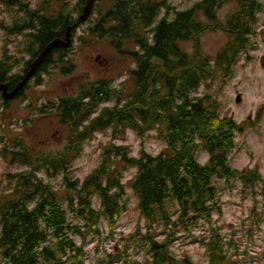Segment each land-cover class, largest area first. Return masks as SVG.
I'll use <instances>...</instances> for the list:
<instances>
[{"label": "trees", "instance_id": "trees-1", "mask_svg": "<svg viewBox=\"0 0 264 264\" xmlns=\"http://www.w3.org/2000/svg\"><path fill=\"white\" fill-rule=\"evenodd\" d=\"M232 1L238 4V12L226 23L220 22L216 5L220 8ZM85 2L40 0L31 7L24 0H0L1 6L18 14L12 24L0 19V28L8 36L23 38L19 51L29 58L18 61L9 55L7 41L0 54V84L14 88L22 72L51 41L66 37ZM146 8L140 0L117 1L100 15L102 28L93 22L86 31L108 38L117 49L127 43L134 48L125 51L133 61L127 77L133 82L130 93L125 92L126 82L119 86L100 80L81 87L75 97L40 108L69 129L68 146L54 152L37 155L22 138L7 141L0 136V155L10 156L11 163L21 168L9 175V184L0 196V264H85L91 237L99 242L115 237L128 190L138 200L139 222L121 250L98 248V254L106 252L101 258L104 264H138L133 253L143 254L149 264H196L191 257L176 256L173 246L182 234H191L202 224L208 225L199 237L207 263L230 261L226 247L233 242L225 240L222 229L213 225L214 213L223 214L217 183L240 181L245 194L255 195L264 185V177L258 168L238 170L231 165L237 136L247 126L222 115L218 99L197 94L217 74L231 75L241 54L252 45V26L263 3L202 0L176 13L173 21L158 20L159 13ZM113 20L119 29L115 33L106 28ZM144 23L150 29L148 36L140 31ZM84 25L73 30L71 47ZM216 30L228 33L229 40L210 56L202 48L201 36ZM186 42L192 43L191 52L182 47ZM52 59L50 55L38 72L42 68L47 72L54 64ZM61 62L59 58L56 63ZM66 64L70 67H63L64 73L75 66L72 61ZM14 67L21 70L13 71ZM262 113L264 105L258 116ZM108 131L110 140L101 149L99 166L83 181L73 178V163L82 156L85 145ZM129 131L140 137L156 132L166 148L158 154L142 149L134 156L128 146L117 142ZM200 154L207 155L205 163L199 160ZM131 170H135L133 177L125 181ZM58 178L62 180L60 192L52 183ZM76 219L85 221L84 225L74 224ZM261 221L257 217L256 222Z\"/></svg>", "mask_w": 264, "mask_h": 264}, {"label": "rangeland", "instance_id": "rangeland-1", "mask_svg": "<svg viewBox=\"0 0 264 264\" xmlns=\"http://www.w3.org/2000/svg\"><path fill=\"white\" fill-rule=\"evenodd\" d=\"M24 1L34 7L40 0ZM199 1L202 0H176V3L179 11H185ZM261 1L263 9L257 14V21L252 26L251 47H247V50L241 54L229 77L224 71L217 74L208 86L200 88L197 96L211 95L218 99L222 104V115L230 116L238 123L247 126L244 134L237 136V148L231 157V165L238 170L258 168L264 177V113L258 116V110L264 105V0ZM107 2L101 0L100 5L105 7ZM237 11L236 4L229 3L218 8L216 12L218 20L226 23L229 16ZM17 15L15 10H8L0 5L2 21L12 24ZM201 18L206 21L203 16ZM91 25L92 23L85 24L78 29L73 48L64 56L68 60L60 58L62 62L56 63L59 58L55 56L54 64L48 66L47 72L40 76L39 81L31 82L21 98L5 109L0 118V136H4L7 141L22 138L31 152L37 155L61 149L56 139L66 136L68 132L61 127L58 118L52 113L42 114L44 115L42 117L38 111L40 108L61 98L75 97L81 86L87 87L98 79L113 80L115 85L119 86L126 82L125 92L126 94L131 92L133 82L127 77L133 61L123 52L134 48L127 43L121 47V52H114L108 38L86 33ZM22 40L23 38L16 35L8 36L0 28V54H3L2 50L8 41L9 55L16 57L18 61L23 57L29 60L19 51L23 49L20 45ZM228 40V33L220 30L210 31L201 36V45L206 54L215 56ZM181 45L186 51H192L191 42ZM97 57H99V62L96 60ZM67 61H72L75 66L70 72L64 73L63 67L68 69L70 67L66 64ZM105 61L108 64L102 67L100 63ZM20 70L17 67L16 72ZM238 95L241 96L239 103L236 102ZM54 134L55 138L52 137ZM44 140H49L50 145L41 144ZM109 140L110 132H101L85 145L82 156L73 163L71 172L73 178L83 181L99 166L101 149ZM117 142L128 146L134 156H139L142 149L158 154L166 148L156 132L140 137L129 131ZM199 160L205 163L207 155L200 154ZM20 171V166L11 163L10 156L0 155V196L9 184V175ZM134 173L135 170L128 172L125 181L131 179ZM61 182L60 178L52 182L59 192L63 190ZM217 187L223 214L214 213L213 225L222 229L225 240L233 242L232 245L226 247L230 257L228 264H264V185L257 189L255 195L250 192L245 194L242 191L241 182L236 180L230 183L220 181ZM137 202V198L128 190L126 210L115 230V237L104 242L91 237L86 247L85 264H104L101 258L106 255V252L98 254V248L100 251L106 250L107 252L121 250L125 238L135 231L139 222ZM95 206L98 207L97 201H95ZM255 211L258 215H255ZM257 217L262 219L260 223L256 222ZM73 223L83 226L85 221L76 219ZM104 225H106L105 221ZM207 229L208 225L202 224L193 233L182 234L173 246L174 254L178 257H191L196 264H208L204 246L201 245L199 239ZM133 254L138 264H149L143 254Z\"/></svg>", "mask_w": 264, "mask_h": 264}, {"label": "flooded vegetation", "instance_id": "flooded-vegetation-1", "mask_svg": "<svg viewBox=\"0 0 264 264\" xmlns=\"http://www.w3.org/2000/svg\"><path fill=\"white\" fill-rule=\"evenodd\" d=\"M100 1L101 0H96V2H95V4H94V7H93V10H92V12H91V15L88 17V19H87V21H86V23L85 24H90V23H93V22H95V24H96V26L98 27V28H102V24H101V19H100V15H102V14H105L106 13V11L107 10H109L117 1H121V0H106V1H108L107 2V5L105 6V7H102V5H100ZM139 0H134V2L136 3V2H138ZM140 1H142L145 5H147V8H146V11H149L150 9H153V12L154 13H159V19L158 20H166V21H173L174 19H175V17H176V13H178V12H180L179 11V6L177 5V3H176V0H140ZM229 3H235L236 4V6H237V8H238V4L236 3V2H234V1H232V2H229ZM229 3H226V4H229ZM225 5V4H224ZM224 5H222V6H224ZM221 6V7H222ZM218 5H216V7H215V11H217L218 10ZM220 7V8H221ZM239 9V8H238ZM145 10V9H144ZM238 12V11H237ZM216 15H217V12H216ZM218 17V16H217ZM110 23H112L110 26H109V24ZM109 24H108V26L106 27L107 28V30H110V29H113V31H112V33H115L116 31H119V29H117L118 28V23H117V21L116 20H113V21H111ZM131 26V25H130ZM129 26V27H130ZM106 28H104L103 27V30H105ZM132 29L133 30H136V31H138L139 29H138V27L137 26H132ZM140 31H141V33H142V35H144V36H148V33H149V31H150V29L147 27V25L144 23L143 25H142V27L140 28ZM61 39V38H60ZM112 47L114 48V52H121V50L120 49H117L118 47L117 46H113L112 45ZM117 47V48H116ZM119 47H120V45H119ZM73 48V46L71 47H69L68 49H56V51H58V50H62L61 52H59V53H55V51H53V53L51 54V56L53 57V59H52V61H54L55 59H54V57L56 56L57 58H64L65 60H68V59H66L67 57H64L65 55H67V53L71 50V49ZM3 51V50H2ZM124 53V52H123ZM125 55H127L126 54V52L124 53ZM37 58V57H36ZM35 58V59H36ZM35 59H33L32 61H34ZM98 59H99V57H97L96 58V60H97V62H99L98 61ZM32 61H31V63H32ZM31 63H30V65H31ZM107 64H108V62L107 61H105L104 63L102 62V63H100V65L102 66V67H106L107 66ZM30 65H29V67H30ZM16 69H17V67H14V69H13V71H16ZM29 69V68H28ZM28 69L25 71V72H22V78L25 76V74L27 73V71H28ZM47 69V68H46ZM46 72V70L44 71L43 70V68H42V70H40V72H37V74L35 75V77L28 83V85L27 86H29V84L31 83V82H33L34 80L36 81V80H38V76H40V75H42L43 73H45ZM22 78H21V80H22ZM20 80V81H21ZM100 80H108V79H98V80H96V81H94V82H99ZM111 81H113V80H111ZM94 82H92V83H94ZM114 82V81H113ZM6 84H9V83H6ZM9 87H10V90H12L13 88L10 86V84H9ZM81 87H84V86H81ZM80 87V88H81ZM26 90V88L24 89V91ZM24 91H22L23 93H24ZM22 93V94H23ZM19 98H21V96L19 97L18 96V98H16L15 100H13V101H11V102H7V105H5L4 103L6 102V101H3L2 100V97H1V95H0V105H1V108H0V118L2 117V115H3V113H4V111H5V109L10 105V104H12L13 102H15V101H17ZM39 111V113H41V116L42 117H44V115H42V114H45V113H42L40 110H38ZM60 124V123H59ZM61 127H63L67 132H68V134L66 135V136H63V137H61V138H59V139H56V142L57 143H59V145L61 146V148H65V147H67L68 146V144H69V142H70V140H69V129H68V126L67 125H62L61 124ZM52 137L53 138H55V134L54 135H52ZM41 144H43V145H45L46 144V146H49L50 145V141L49 140H44V141H41ZM56 151V150H55ZM48 152H54V151H48Z\"/></svg>", "mask_w": 264, "mask_h": 264}, {"label": "water", "instance_id": "water-1", "mask_svg": "<svg viewBox=\"0 0 264 264\" xmlns=\"http://www.w3.org/2000/svg\"><path fill=\"white\" fill-rule=\"evenodd\" d=\"M95 2L96 0H86L82 14L79 16L77 22L73 26H70L68 28L66 37L64 39L58 38L51 41L41 51V53L37 56V58L34 61H32L25 76L22 78L20 82H18V84H16V86H14L12 90H10L9 84L6 83L0 84V95L2 97V100L6 102H11L15 100L19 96V94L25 89L28 83L35 77L38 69L48 61L49 56L52 54L54 50L68 49L71 46L73 30L77 26L87 21L88 17L91 15ZM240 101H241V96L238 95L236 102L239 103Z\"/></svg>", "mask_w": 264, "mask_h": 264}]
</instances>
